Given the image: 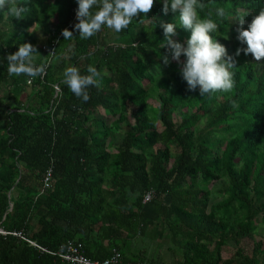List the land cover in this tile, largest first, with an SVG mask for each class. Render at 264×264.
I'll use <instances>...</instances> for the list:
<instances>
[{"label": "trees", "instance_id": "obj_1", "mask_svg": "<svg viewBox=\"0 0 264 264\" xmlns=\"http://www.w3.org/2000/svg\"><path fill=\"white\" fill-rule=\"evenodd\" d=\"M12 2L28 11L16 19L0 10V227L51 252L67 240L81 242L93 259L115 248L123 264H165L136 247L151 236L178 252L172 264H264L263 238L248 251L241 245L264 223V61L236 56L246 46L237 39V19L243 16L246 28L264 0H200L199 17L211 14L220 26L212 35L236 60L233 89L204 96L189 89L180 63H163L161 22L176 23L172 38L182 44L190 31L178 13L162 11V0L127 29L103 27L89 39L74 27L77 0ZM216 8L225 10L223 19ZM53 40L47 65L42 45ZM21 43L34 45L36 63L45 67L30 84L26 75L8 74L6 57ZM89 65L101 79L84 102L63 83V72L75 66L87 74ZM99 108L115 117L101 130ZM122 124L127 129L111 150ZM51 158L53 186L37 195ZM150 189L155 195L143 203ZM229 242L235 250L224 257ZM0 264L68 263L8 233L0 234Z\"/></svg>", "mask_w": 264, "mask_h": 264}, {"label": "clouds", "instance_id": "obj_2", "mask_svg": "<svg viewBox=\"0 0 264 264\" xmlns=\"http://www.w3.org/2000/svg\"><path fill=\"white\" fill-rule=\"evenodd\" d=\"M76 19L74 25L81 39H89L103 27L121 32L129 27L133 19L142 14L147 16L154 0H77ZM162 11L179 14V25L190 31L184 44L174 40L176 23L161 22L164 39L168 51L161 57L165 65L172 60L180 63V73L187 81L190 90L199 87L202 96L216 91L230 92L234 87V75L231 71L236 67V60L228 54L225 45L214 38L212 34L219 31V24L208 18H200L198 9L202 7L200 0H162ZM0 10H7L16 19H23L28 9L12 0H0ZM216 16L223 19L226 16L223 8H216ZM237 39L246 45L236 50V56L241 51L251 54L256 62L264 61V9L255 14L247 27L244 17L237 19ZM62 35L67 39L73 37L72 31L65 28ZM39 54L31 43H21L18 50L7 55L8 74L30 78L43 76L44 65H37L36 55ZM185 59L181 61V56ZM63 83L77 97L87 102L90 99L88 89L100 86L101 73L92 65L87 67V74H81L75 66L67 67L63 72Z\"/></svg>", "mask_w": 264, "mask_h": 264}, {"label": "built area", "instance_id": "obj_3", "mask_svg": "<svg viewBox=\"0 0 264 264\" xmlns=\"http://www.w3.org/2000/svg\"><path fill=\"white\" fill-rule=\"evenodd\" d=\"M57 40H53L48 43H44L42 45V49L47 54V61L46 64L50 61L52 56L55 54V44ZM48 65V64H47ZM43 77V76H40ZM33 78L27 77V84L32 82ZM55 94H58L60 89L57 84L54 85ZM53 162L54 159L51 158L49 164L45 168L44 172L42 173L40 186L38 189L37 195L46 193L49 189L52 188L53 182L55 180L53 176ZM155 195L153 189L147 190L142 196V202L146 203L149 202ZM11 233L15 236L21 237L22 239L26 240L32 246L40 249L41 251H48L53 254H57L58 258L61 262L68 263V264H123L122 263V256L121 253L113 248L110 255L103 259H93L85 254L83 244L77 240H67L66 242L60 244L58 250L56 252H51L44 247L39 246L35 241L27 238L24 236L20 231H7L0 227V234L6 235Z\"/></svg>", "mask_w": 264, "mask_h": 264}, {"label": "rangeland", "instance_id": "obj_4", "mask_svg": "<svg viewBox=\"0 0 264 264\" xmlns=\"http://www.w3.org/2000/svg\"><path fill=\"white\" fill-rule=\"evenodd\" d=\"M35 34L38 38L39 41H42L46 38L47 35H44L43 32L40 29H37L35 31ZM44 42V41H43ZM153 102L152 100H150ZM179 112L175 115V118H179ZM172 154L176 152L175 148H172ZM256 233L250 237L249 239L246 238L241 242L242 247L248 251L252 247V241L255 239H260L263 238L264 241V223L262 224H257L256 226ZM153 239V240H152ZM229 245L227 247L223 248V256L228 257L230 256L234 250H235V245L232 242L228 243ZM136 247H145V250L147 251V255H157L162 257V260L165 262V264H172L174 262V258L178 257V252H175V254L170 251L168 248H166V243H159L158 241L156 242L155 236L151 238L145 237L143 241H137Z\"/></svg>", "mask_w": 264, "mask_h": 264}, {"label": "crops", "instance_id": "obj_5", "mask_svg": "<svg viewBox=\"0 0 264 264\" xmlns=\"http://www.w3.org/2000/svg\"><path fill=\"white\" fill-rule=\"evenodd\" d=\"M108 113H109L108 111H106V110H104L102 108H99L98 109V113L94 114V119L95 118L97 120L103 119L102 120L103 122L99 123V125H98V129L99 130H101V126H103L102 124L106 123L107 125H110L114 121L115 117L108 115ZM92 115H90V116L92 117ZM91 123H92V121H89L87 124L89 125ZM126 129H127V126L122 124L121 127L116 131V133L113 134V136L110 138V142H112V144H113V146L110 147L111 150L114 149V145H117L121 141V138L124 135Z\"/></svg>", "mask_w": 264, "mask_h": 264}, {"label": "water", "instance_id": "obj_6", "mask_svg": "<svg viewBox=\"0 0 264 264\" xmlns=\"http://www.w3.org/2000/svg\"><path fill=\"white\" fill-rule=\"evenodd\" d=\"M11 207H12V203L9 204V209H11Z\"/></svg>", "mask_w": 264, "mask_h": 264}]
</instances>
